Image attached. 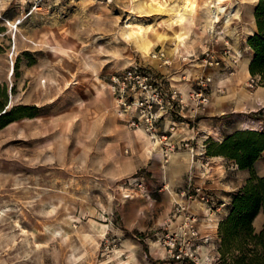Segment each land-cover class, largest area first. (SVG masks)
I'll list each match as a JSON object with an SVG mask.
<instances>
[{"label": "rangeland", "instance_id": "1", "mask_svg": "<svg viewBox=\"0 0 264 264\" xmlns=\"http://www.w3.org/2000/svg\"><path fill=\"white\" fill-rule=\"evenodd\" d=\"M195 1L194 20L172 25L181 0H167L162 12L145 11L151 0H0V264H159L160 257L162 264H224L220 229L215 245L143 243L124 229L129 204L148 208L141 201L147 195L126 198L125 183L138 174L146 183L153 171L139 163L155 158L145 142L132 144L140 129L117 111L111 77L134 62L147 64L186 96L202 70L195 59L207 47L223 59L229 51L242 59L252 53L256 32L244 29L257 25L258 3L232 0L240 17L235 33L214 35L201 9L208 0ZM128 20L153 28L128 37L137 31ZM224 24V18L215 23L216 32ZM180 31L189 38L176 57ZM142 35L152 44L148 57L138 46ZM162 50L168 64L153 58ZM259 87L248 89L254 94ZM242 115L238 130L264 112ZM210 140L199 145L206 144V155ZM179 152L190 157L188 179L201 156L194 164L189 150Z\"/></svg>", "mask_w": 264, "mask_h": 264}, {"label": "built area", "instance_id": "2", "mask_svg": "<svg viewBox=\"0 0 264 264\" xmlns=\"http://www.w3.org/2000/svg\"><path fill=\"white\" fill-rule=\"evenodd\" d=\"M228 54L227 59H223L207 47L202 52V57L195 59L199 61L202 70L186 96L167 82L164 73L161 75L152 66L139 62H134L121 73L113 75L109 83L117 111L127 116L132 128L143 130L151 140L159 144L165 163H168L175 153L187 149L191 152L194 164L197 162L196 158L201 156L200 168L202 177L205 178L212 170V158L206 155V144L202 146L197 144L195 147L193 142L197 138L181 136L179 124L181 126L187 124L194 128L199 115L207 111L212 96L224 93L228 80L237 72L242 56L239 51H229ZM152 55L163 64L169 63L168 56L163 50ZM258 81V78L250 77L248 81L250 91L256 89ZM185 108L189 109V113L184 114ZM261 111L264 112V104L258 105V109L255 110ZM241 130L264 132V115L262 118H253L245 122ZM202 134L206 137L204 143L209 139L221 142L222 138L219 139L222 135L221 128H215L209 134L205 132ZM125 185L128 191L126 198L147 195L144 175L138 174L126 181ZM181 195L184 201L176 202L172 212L173 217H182L181 232L164 243H196L195 240L200 237V233L196 226L198 215L190 211L192 203L197 201L203 203L209 212L216 208L213 194L205 186L196 184L194 175L187 179Z\"/></svg>", "mask_w": 264, "mask_h": 264}, {"label": "crops", "instance_id": "3", "mask_svg": "<svg viewBox=\"0 0 264 264\" xmlns=\"http://www.w3.org/2000/svg\"><path fill=\"white\" fill-rule=\"evenodd\" d=\"M254 30L255 32L258 31L257 25H254ZM249 48L252 53H250L248 69L255 56V51L250 46ZM241 59L242 57L238 63L240 67ZM250 77V70L246 74L242 68H238L236 74L228 80L224 93L212 96L207 111L199 115L194 128L187 126V124H184L185 126L179 124L181 136L195 137L197 138L196 145H201L200 143L204 140L203 136H205L202 132L209 134L215 128H221L222 139H224L225 136L240 129L235 121L245 117V115H242L243 113L255 111L258 109V105L264 104V87H259L260 91L257 89L252 94L248 89ZM188 89L190 90L191 86H188ZM111 101L113 103L112 95ZM186 113H189L188 108H185L184 114ZM134 131L140 137V139L131 138V142L135 147L138 144L137 141H143L145 145L152 143L141 129ZM155 146L153 150L155 159L151 162V165L146 161L139 163L145 164L144 166L148 170L153 171L152 178H147L146 181L147 198L141 199V201L146 200L148 208L143 209L139 206L141 203L137 200L131 203L132 205L129 204L128 217L124 225L125 232L130 233L133 240L136 238L143 243H164L175 234H180L182 217H173L172 212L176 202L181 203L184 201L181 191L184 188L188 174L191 172L190 168H192L190 157L186 152L174 154L171 160L165 163L161 151H159L157 145ZM211 158L212 170L207 178L202 177V170L199 167L201 163L199 162L198 165L196 164L193 175L196 184L205 186L214 195L216 208L213 212H209L203 203L197 201L192 203L190 211L198 215L196 226L200 237L195 240L196 243H212V245H215L219 241V225L228 216L232 208V195L246 185L251 170L240 169L236 162L223 156H213ZM253 169L257 175L264 176V150L256 160ZM130 200L133 201L134 198ZM253 227L256 232L263 229L264 209L254 218ZM207 232L211 234L208 235ZM206 236H210V240H205ZM160 260L159 264H162V257H160Z\"/></svg>", "mask_w": 264, "mask_h": 264}, {"label": "trees", "instance_id": "4", "mask_svg": "<svg viewBox=\"0 0 264 264\" xmlns=\"http://www.w3.org/2000/svg\"><path fill=\"white\" fill-rule=\"evenodd\" d=\"M255 18L258 31L249 38L255 51L249 70L264 86V0H259ZM212 142L208 155H222L236 162L240 169L251 170L246 185L232 195L230 213L219 226L222 260L224 264H264V227L260 232L253 227L254 218L264 209V176L253 169L264 150V132L237 130L221 143Z\"/></svg>", "mask_w": 264, "mask_h": 264}, {"label": "bare ground", "instance_id": "5", "mask_svg": "<svg viewBox=\"0 0 264 264\" xmlns=\"http://www.w3.org/2000/svg\"><path fill=\"white\" fill-rule=\"evenodd\" d=\"M259 0H241L243 3H258ZM167 3V0H151L150 7H145L147 12H154V11H160L162 12V6ZM144 4V1L142 2ZM227 4V5H226ZM199 5L196 3L195 0H181L180 5L176 8V12L173 13V18L171 24H182L185 19L189 16L190 21L194 20L195 14L197 13ZM172 8H175L174 5ZM201 9L207 14H209L210 18L212 19V25L213 28L212 33L215 35H221L222 33H228V34H234V28L232 27V24L234 23L233 20L240 18L238 12L234 11V4H232V0H208L204 6L201 7ZM224 18V29L222 32H216L217 27L215 23L220 22V20ZM129 25L132 24L131 27H136L137 31H134V29L131 28V31L127 33L128 37L134 36L135 34H142L145 30L152 29V25L145 26L143 23H139L136 20H128ZM245 32L248 34H253L255 32L254 26H247L245 29ZM140 40L138 41V46L140 49L143 50L144 56L148 57L149 51L151 49L152 44L150 41L143 35L137 36ZM178 40L177 47L175 50L176 57L182 56L183 54V47L186 44V39L189 38V35L187 31H180L177 32L176 37ZM250 61V57H245L241 60V68L242 70L248 74V64ZM14 67L15 62L14 59L10 62V71L13 69L14 73ZM12 73V74H13ZM45 83L46 81H42ZM264 89V88H263ZM14 104V100L12 98V101L10 103V106ZM154 143H149L146 145V150L148 153H152L155 149ZM162 155V154H161ZM3 215V211H0V215Z\"/></svg>", "mask_w": 264, "mask_h": 264}]
</instances>
